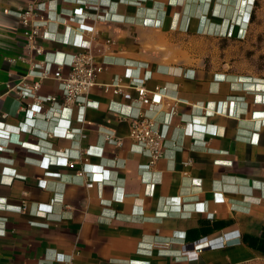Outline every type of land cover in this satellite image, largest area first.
Wrapping results in <instances>:
<instances>
[{"label": "crops", "instance_id": "obj_1", "mask_svg": "<svg viewBox=\"0 0 264 264\" xmlns=\"http://www.w3.org/2000/svg\"><path fill=\"white\" fill-rule=\"evenodd\" d=\"M80 1L0 0V264L264 258V79L230 64L255 0ZM32 4L43 54L29 47L30 26L18 15ZM84 40L102 66L89 106L52 111L45 103L30 118L24 108L34 99L14 87L33 83V64L45 59L52 76L38 94L64 103L53 74L61 66L68 75ZM128 71L151 75L149 94L163 89L158 106L138 100ZM116 77L130 98L111 86ZM138 111L166 134L150 168L129 137ZM68 126L84 135L62 137ZM235 229L238 243L205 245Z\"/></svg>", "mask_w": 264, "mask_h": 264}, {"label": "built area", "instance_id": "obj_2", "mask_svg": "<svg viewBox=\"0 0 264 264\" xmlns=\"http://www.w3.org/2000/svg\"><path fill=\"white\" fill-rule=\"evenodd\" d=\"M56 2L58 0H42ZM75 2H81L80 0H72ZM87 7H95V3H83ZM34 5H30L29 8L18 15L21 17L23 24L30 26V29L26 32L29 41V47L34 48L39 54H43V49L35 44V37L40 34L41 24L30 23V16L34 12ZM75 14H82L83 9L77 8L74 10ZM250 21V19H249ZM231 34V33H230ZM246 33H243L241 37H244ZM81 50L75 52L72 55V59L69 63L70 71L67 76L62 75V68L58 66L57 70L54 72L53 76L58 81V87L62 93L64 103H60L57 95L41 96L38 94L41 82L43 79L51 77L52 72L48 62L44 59L39 63L33 64V68L29 73L30 76L36 78L33 83H28L26 81L21 82L16 85L14 89L23 98L34 99L33 103L27 104L24 108L26 114L33 118L38 113H41L42 106L45 103L50 104V110L61 111L64 108H68L72 111L73 106H77L79 109H86L89 104V93L91 87L96 83L97 74L102 70V66H97L93 63V57L91 54V42L89 40H84L80 44ZM125 77L131 79V84L138 91V100L141 103H149L152 107H156L160 104L162 96V88L157 87L155 95H150L145 87L146 81L151 77L150 74L143 77H133L128 71ZM120 77H116L111 86L116 89L117 92L123 94L125 97L130 98L131 96L125 92L120 86ZM175 113V109L171 114ZM76 131L80 135H84L83 129L73 130L69 126L65 130L62 137H71ZM47 135H52L51 132H47ZM129 137L132 139L133 144L136 145L140 153L146 154L150 161L145 166V168H150L155 161H157L165 153V142L166 134L161 129V127L154 121L153 117L147 116L143 111H138L131 118V125L129 130ZM106 138L108 141L121 145L122 140L117 138L113 132L106 133ZM67 160L64 164H67ZM80 175H85L86 171L83 170L79 172ZM87 175V174H86ZM22 209V208H21ZM240 241L239 230L235 229L233 231L221 234L220 236L210 239L206 242V246H225L228 244H235ZM205 245H195L194 249L197 252L203 250ZM56 260H59L58 257ZM62 261V260H60ZM64 261V260H63ZM71 264V261H67Z\"/></svg>", "mask_w": 264, "mask_h": 264}, {"label": "rangeland", "instance_id": "obj_3", "mask_svg": "<svg viewBox=\"0 0 264 264\" xmlns=\"http://www.w3.org/2000/svg\"><path fill=\"white\" fill-rule=\"evenodd\" d=\"M253 12L245 36L230 44V64L245 75L264 79V0H257ZM246 264H264V258Z\"/></svg>", "mask_w": 264, "mask_h": 264}, {"label": "trees", "instance_id": "obj_4", "mask_svg": "<svg viewBox=\"0 0 264 264\" xmlns=\"http://www.w3.org/2000/svg\"><path fill=\"white\" fill-rule=\"evenodd\" d=\"M256 4H257V0H255V4H254V7L256 6ZM254 10V9H253ZM253 11H252V13H251V17H250V22H251V19H252V16H253Z\"/></svg>", "mask_w": 264, "mask_h": 264}]
</instances>
